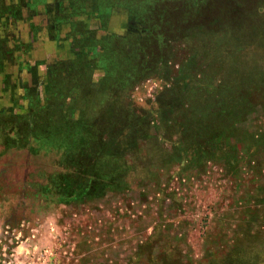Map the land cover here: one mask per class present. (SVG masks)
<instances>
[{
    "label": "rangeland",
    "instance_id": "374dc122",
    "mask_svg": "<svg viewBox=\"0 0 264 264\" xmlns=\"http://www.w3.org/2000/svg\"><path fill=\"white\" fill-rule=\"evenodd\" d=\"M39 1L0 0V264H264V0Z\"/></svg>",
    "mask_w": 264,
    "mask_h": 264
},
{
    "label": "crops",
    "instance_id": "0c3cea01",
    "mask_svg": "<svg viewBox=\"0 0 264 264\" xmlns=\"http://www.w3.org/2000/svg\"><path fill=\"white\" fill-rule=\"evenodd\" d=\"M45 3H46V0H40L37 6H35V7H28L27 6L26 11H25L26 18L28 19V21L31 22V23L34 22L36 28L38 27V29H39L40 25H44L45 28L48 29L47 23L48 24L51 23V21H50L51 18H49V16L52 13V10H51L52 6H49V5L45 4ZM56 5H57V3H56ZM43 7H44V11H45L46 7H48V9H46V11H47L46 15L47 16H45L44 18H41ZM56 7L57 6H54V10H55ZM75 11L76 10H74V9L64 10L63 11L64 15H63V19H62L60 25L63 26V28H65V30L67 29V27L73 26L75 21L80 19V18H75L74 19V17H73L74 13L73 12H75ZM106 17H108V16H106ZM29 25L31 26L30 23H29ZM110 25H111V19H109V21L106 22L105 26L107 28ZM63 28H61L62 31H64ZM40 30L43 31V29H39V31Z\"/></svg>",
    "mask_w": 264,
    "mask_h": 264
}]
</instances>
